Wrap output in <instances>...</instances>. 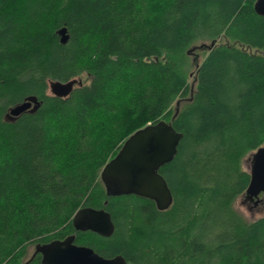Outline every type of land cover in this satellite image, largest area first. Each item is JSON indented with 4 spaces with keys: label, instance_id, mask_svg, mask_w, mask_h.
Wrapping results in <instances>:
<instances>
[{
    "label": "trees",
    "instance_id": "16d2710c",
    "mask_svg": "<svg viewBox=\"0 0 264 264\" xmlns=\"http://www.w3.org/2000/svg\"><path fill=\"white\" fill-rule=\"evenodd\" d=\"M256 1L0 0V264H41L31 246L73 234L128 264H264V216L236 208L244 161L264 145ZM73 79L68 97L50 93ZM30 97L39 108L11 117ZM178 102L184 137L159 171L171 207L109 196L105 165L136 131L171 122ZM104 207L110 237L76 231L80 209Z\"/></svg>",
    "mask_w": 264,
    "mask_h": 264
},
{
    "label": "water",
    "instance_id": "95a60500",
    "mask_svg": "<svg viewBox=\"0 0 264 264\" xmlns=\"http://www.w3.org/2000/svg\"><path fill=\"white\" fill-rule=\"evenodd\" d=\"M255 11L264 16V0H257ZM63 43L68 41L66 29L60 30ZM215 43H212V47ZM82 81L73 79L68 82L51 81L49 91L59 98L68 97ZM37 98L30 97L24 103L10 110L11 117L17 118L28 110L39 108ZM161 120L149 124L132 134L123 144L118 154L102 170L101 178L109 196L136 195L154 201L160 211L168 210L173 204V194L160 169L172 162L178 154L179 145L184 137L178 132L173 122ZM250 183L244 194L248 200H254L264 192V145L252 155ZM107 202L105 203V207ZM104 208H82L74 216L76 231H91L102 237H110L115 231L111 214ZM76 235L64 240H55L47 244H38L35 255L41 254V264H128L127 260L117 255L105 258L94 249L77 245Z\"/></svg>",
    "mask_w": 264,
    "mask_h": 264
},
{
    "label": "rangeland",
    "instance_id": "374dc122",
    "mask_svg": "<svg viewBox=\"0 0 264 264\" xmlns=\"http://www.w3.org/2000/svg\"><path fill=\"white\" fill-rule=\"evenodd\" d=\"M224 41V39H223ZM197 52V51H196ZM203 57V53H200L199 54V61H201ZM252 154H250L248 157H246L245 161H244V168L248 171H250L251 169V160H252ZM236 208L250 221H253V220H256L258 218H260L261 216H264V208H261V209H257V210H254L253 212H251L248 208V205L244 202L243 200V196H241L237 202H236ZM35 247L36 246H31L29 248V253L27 255V260L30 259V256L33 254V252L35 251ZM26 260V261H27Z\"/></svg>",
    "mask_w": 264,
    "mask_h": 264
},
{
    "label": "flooded vegetation",
    "instance_id": "af4514ba",
    "mask_svg": "<svg viewBox=\"0 0 264 264\" xmlns=\"http://www.w3.org/2000/svg\"><path fill=\"white\" fill-rule=\"evenodd\" d=\"M243 200L244 202L248 205V208L251 212H253L254 210L257 209H261L264 208V192H262L257 198H254V200H248L246 198V196H243ZM38 255H40V262L42 260V255L41 254H37L35 255V251L33 252V254L30 256L29 260L34 259L35 257H37Z\"/></svg>",
    "mask_w": 264,
    "mask_h": 264
},
{
    "label": "bare ground",
    "instance_id": "6f19581e",
    "mask_svg": "<svg viewBox=\"0 0 264 264\" xmlns=\"http://www.w3.org/2000/svg\"><path fill=\"white\" fill-rule=\"evenodd\" d=\"M29 111V110H28Z\"/></svg>",
    "mask_w": 264,
    "mask_h": 264
}]
</instances>
